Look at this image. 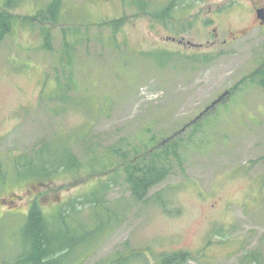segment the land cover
<instances>
[{
	"label": "rangeland",
	"instance_id": "374dc122",
	"mask_svg": "<svg viewBox=\"0 0 264 264\" xmlns=\"http://www.w3.org/2000/svg\"><path fill=\"white\" fill-rule=\"evenodd\" d=\"M52 1L0 0L13 19L8 31L0 21V264H15L39 212H54L55 247L76 238L69 264L264 259V26L251 2L247 18L218 15L236 0H61L58 21L34 17ZM171 137L180 160H167L170 175L145 201L120 174L105 190L104 205L125 207L113 224L102 227L111 213L94 206L62 222L56 207L96 186L85 167L94 152H148ZM70 139L81 171L46 185L13 176L18 156L46 144L47 158Z\"/></svg>",
	"mask_w": 264,
	"mask_h": 264
},
{
	"label": "trees",
	"instance_id": "16d2710c",
	"mask_svg": "<svg viewBox=\"0 0 264 264\" xmlns=\"http://www.w3.org/2000/svg\"><path fill=\"white\" fill-rule=\"evenodd\" d=\"M142 3L143 2H140L138 4L140 5ZM144 5H140V7L145 9ZM166 8L164 12L170 7ZM61 13V0H53L34 17L43 20L50 18L58 21ZM8 17L9 16H7L5 12L3 15H0L1 24L5 26L4 29L7 31L9 29V22L13 21V19H9ZM255 77H257L260 84L264 87V68L257 71ZM174 139V137L168 138V140H164L157 148L148 152L140 151L137 147L128 150L118 147L107 150L99 155L94 152L90 157L88 166L86 164L85 167H89L90 171L88 170L87 173H89L90 177L97 176L96 186L88 192L66 201L61 207H56V209L59 210L57 214L59 218H61L63 222L64 217L75 212H80L84 207L89 208V206H94L98 207V210L102 208L107 213H111L108 221H102V227L113 224L111 219H113V222L115 219H119V211L125 207L123 204H117L114 209L113 207L110 208L104 205L105 190L107 186H110V181L117 175L123 174L130 187L134 200L138 202L145 201L148 198L150 190L163 182L170 175L172 166L169 165L167 160L170 159L171 156L180 160V143L174 141ZM70 141L73 140H66L60 151L51 154L47 158H45L44 148L46 144L42 145L40 149L34 151L31 155L22 154L18 156L17 163L13 165V176H16L17 179L35 178L43 182L49 177H54L57 173H76L81 171L84 168L83 163L79 161L77 155L71 148ZM51 142H49V144ZM89 150H92L91 147ZM2 175L5 177L3 169ZM43 184L46 185L47 183L43 182ZM157 197L159 201L164 202L160 195H157ZM80 198V203L75 204V201H78ZM102 209H100L101 212H103ZM51 214L39 212L37 214L28 215L25 231L30 234L28 237L30 244L27 246L28 249L25 247L26 249L19 252L15 264L70 263L71 260H67V257L72 253L77 244L75 242L76 238H68V243L55 247L54 245L59 243L63 239V236L60 237L61 232L54 233V230L48 226V218ZM187 254L188 253L178 252L164 255L159 264H182L188 260ZM64 258H66V261H64ZM245 258V261L248 260L252 262V264H264L263 255L256 254L255 252L245 255Z\"/></svg>",
	"mask_w": 264,
	"mask_h": 264
},
{
	"label": "flooded vegetation",
	"instance_id": "af4514ba",
	"mask_svg": "<svg viewBox=\"0 0 264 264\" xmlns=\"http://www.w3.org/2000/svg\"><path fill=\"white\" fill-rule=\"evenodd\" d=\"M242 2V0L227 2L225 5L219 7L217 11L218 15L225 14L230 16L232 14H237V16H245L247 18V13L243 12V10H245L243 8L248 9V7H245ZM248 2H251L249 10L253 16L254 21L257 22L255 26H264V0H248ZM173 40H176V38H173Z\"/></svg>",
	"mask_w": 264,
	"mask_h": 264
}]
</instances>
